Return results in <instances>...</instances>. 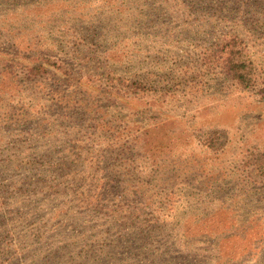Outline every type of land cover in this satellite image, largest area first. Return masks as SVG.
I'll return each mask as SVG.
<instances>
[{"label":"rangeland","instance_id":"1","mask_svg":"<svg viewBox=\"0 0 264 264\" xmlns=\"http://www.w3.org/2000/svg\"><path fill=\"white\" fill-rule=\"evenodd\" d=\"M122 1L88 0L48 25L43 3L28 14L31 0H0V264H212L217 250L264 264V100L202 60L231 31L263 85L264 11L255 21L256 0ZM45 49L73 75L44 63L47 75L28 78ZM57 79L68 97L53 105L43 84ZM212 227L218 242L204 239ZM195 240L193 254L180 246Z\"/></svg>","mask_w":264,"mask_h":264},{"label":"trees","instance_id":"2","mask_svg":"<svg viewBox=\"0 0 264 264\" xmlns=\"http://www.w3.org/2000/svg\"><path fill=\"white\" fill-rule=\"evenodd\" d=\"M37 1H39V3H43V6L46 7L45 10L43 9L42 6L37 7L40 19L45 18L46 23L48 25H57L59 23L58 20L60 19L59 15H62V17L70 18L72 12L74 10H77L80 7V5L87 4L88 0H70V1L56 3V4L54 3L55 0H37ZM108 1H109V3L111 2V0H100V2H101L100 6H103L102 5L103 3L107 4ZM115 1L116 2H111V3L118 4L120 8L125 9L126 5L123 4L122 0H115ZM256 1H257V8L261 9V12H259V14L255 13L253 16H251L252 19H256V17L258 15H263V11H264V0H256ZM214 2L218 3V5H219L218 0H215ZM241 4L243 5L244 2ZM30 5L32 7L30 10V13H28V14L33 13V10L35 9L33 6L34 0H31V3L29 4V6ZM232 7L234 8L236 15L245 13L244 8L241 6L237 7V4H232ZM69 8L72 9L71 12L68 11ZM63 14H64V16H63ZM79 17H82V15ZM255 21H259V20L256 19ZM228 23L231 26L236 25L235 21L229 20ZM29 24H30V21H29ZM58 29L61 30L62 27H59ZM63 34L65 35L66 32H64ZM49 38L52 39L51 36H49ZM52 42H53V44H55L54 40L49 41V39H46L44 46H46ZM81 42H83V43L79 47H76V44H74V47H72V48L67 47L66 48L67 50H72L70 54L75 55V57L71 58L73 60L71 62H74L75 59L79 55L82 54V52L86 51L83 48L85 46L84 43L87 45V41L81 40ZM29 46H32V45H30V44L27 45V47H29ZM56 46H57V48L59 47L58 45H56ZM31 49L32 48H30V50ZM66 49H64V50L59 49L57 51L58 55L65 53L64 51ZM50 50H53V49H50ZM75 52L77 53V55L75 54ZM42 54L46 55V57H43L40 59L39 56ZM23 60H25V59H23ZM28 60H33V61H28ZM28 60H27L28 66H29V64H31L30 67H28V71L26 72L28 78L38 79L42 75H47L48 70L46 69L45 66H43L44 63L48 66L55 64L53 66L58 70V72H60L61 74H64V76H68V75L71 76V75H73V72H74L71 70L73 64L67 63L69 60L56 58V57H54L52 51H48L47 49H45L44 52H41V53L38 52L37 56L31 55ZM38 60H41L40 61L41 65L36 63ZM52 60H56V61H52ZM202 60H203V65H204L205 69L210 70V69L218 68L221 71L220 73L223 74V78L226 81H228L232 86H234L237 90L245 91V90H254L256 88V91L258 92V94H260V97L262 98V100H264V84L260 85L258 83V80L254 74L255 69H254L253 61H252L251 56H250V52L246 47L245 41L242 38H240L237 34L231 32V31L222 34V37H220L216 41V43L212 44L211 47H209L205 50ZM104 65H106V64L104 63ZM77 73H78L79 77H75V78H77L79 81H81L80 72H77ZM54 81L55 82H53L51 84H43V86L46 88L45 90L48 92L49 97H51L50 101L53 103V105H56V102H62V101H64L65 98L68 97L66 95V92H65V91H67L68 85L65 83L66 82L65 80L62 81V80L57 79ZM77 85H78V87L76 86V90L78 92H82L79 90V87L81 89L82 83L77 82ZM85 86H86V92L88 94H90V95H92L93 93H97L96 95L104 94V97H106V99H104V100H106V101L111 100V98H122V97H119V95L117 94L118 92H115L111 88H108V87H102L100 85L102 87L101 88L100 86H95L93 84H87V85L85 84ZM260 86H262V87H260ZM130 94H133V93H131L130 91H127L126 93L124 92L123 98H125V100L127 101V99L130 98V97H128ZM96 98L97 97H94V99H96ZM260 176L264 177V163H263V171L260 174ZM126 220H128V219H126ZM215 229L216 228H214V227L208 229L207 233L204 234V239L212 241V242H218L217 239H220V237H218V236H219L221 230L219 231V230H217V229L215 230ZM180 246H182V247L186 246L187 252H190V254H193L194 252L200 251V245L198 244V240H195L192 243H190L188 241H183V243ZM217 249H219V245L217 246ZM216 253H217V256H214V258H212V261H213V262L211 261L212 264H215L221 258L225 259V264H230L232 262V261H230L229 258L224 257L222 255L223 251L217 250ZM242 257H239V259H237L235 261L233 260V262L237 263L238 261H240V259Z\"/></svg>","mask_w":264,"mask_h":264}]
</instances>
